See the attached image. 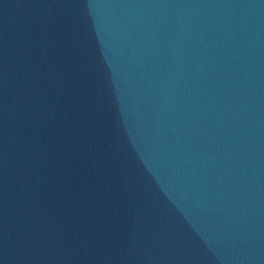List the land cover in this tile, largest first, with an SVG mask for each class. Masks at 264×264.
<instances>
[{
  "label": "water",
  "instance_id": "water-1",
  "mask_svg": "<svg viewBox=\"0 0 264 264\" xmlns=\"http://www.w3.org/2000/svg\"><path fill=\"white\" fill-rule=\"evenodd\" d=\"M0 264H264V0H0Z\"/></svg>",
  "mask_w": 264,
  "mask_h": 264
}]
</instances>
